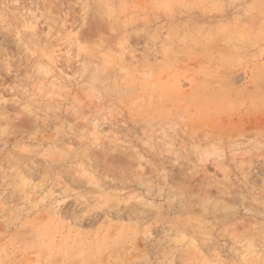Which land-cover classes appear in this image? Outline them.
<instances>
[{
    "label": "rangeland",
    "instance_id": "obj_1",
    "mask_svg": "<svg viewBox=\"0 0 264 264\" xmlns=\"http://www.w3.org/2000/svg\"><path fill=\"white\" fill-rule=\"evenodd\" d=\"M0 264H264V0H0Z\"/></svg>",
    "mask_w": 264,
    "mask_h": 264
},
{
    "label": "bare ground",
    "instance_id": "obj_2",
    "mask_svg": "<svg viewBox=\"0 0 264 264\" xmlns=\"http://www.w3.org/2000/svg\"><path fill=\"white\" fill-rule=\"evenodd\" d=\"M80 223V222H79ZM78 224V223H77Z\"/></svg>",
    "mask_w": 264,
    "mask_h": 264
}]
</instances>
